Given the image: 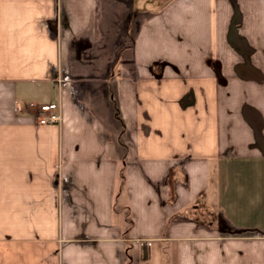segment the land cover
Masks as SVG:
<instances>
[{"label":"crops","instance_id":"obj_1","mask_svg":"<svg viewBox=\"0 0 264 264\" xmlns=\"http://www.w3.org/2000/svg\"><path fill=\"white\" fill-rule=\"evenodd\" d=\"M158 1L0 0V264H264V0Z\"/></svg>","mask_w":264,"mask_h":264},{"label":"rangeland","instance_id":"obj_2","mask_svg":"<svg viewBox=\"0 0 264 264\" xmlns=\"http://www.w3.org/2000/svg\"><path fill=\"white\" fill-rule=\"evenodd\" d=\"M214 1V0H213ZM235 1L236 3H239L241 5H244V12H250L247 8L251 7V4L253 2H257V1H261V0H232V2ZM172 2V0H166L164 3V6H167L168 4H170ZM155 3L157 4V8H159V6L161 5V2H159L158 0H146V4H147V9L149 12H153L156 10V8H154ZM238 11V15H240V10H238L237 8L235 9V12ZM213 15V13H212ZM211 15V16H212ZM232 15H234V12L232 13ZM242 19H243V15H242ZM247 32H250L249 29H247ZM13 90H12V86H11V82L9 81H0V124L2 123H8L10 124L15 115L16 112L14 110V94H13ZM215 165H212L211 168V173L213 177L211 179H213V183L212 186H210L209 190L205 191L202 195H200L198 198H200L199 202H195L191 203L189 205H187L188 207H183L180 211L179 214L185 215V217L191 218V216L189 215L190 212H192L193 208L196 206H201L202 209L207 210V208H210L211 212H217V208H216V193H215ZM181 173L184 175L185 177V173L183 172L182 168H181ZM182 181H185V179H183ZM125 196L122 195L120 197V204H122L123 200H124ZM199 214H201L200 210L198 211ZM201 217H199V220L201 222H204L206 219L204 217H202V214L200 215ZM214 215H211V217H213ZM136 215L135 213H133L132 215H129V218L126 217V213H120L117 215L116 221L119 222V224L122 226V231H123V235H128V236H133V232L130 231L131 229V224L133 223V221L136 220ZM129 219V221L127 220ZM123 222L122 223H120ZM130 227V228H129ZM169 231L166 230L163 234L162 231L159 233L158 239H154L152 241H154L153 243L149 242V247L152 245V260L148 261L147 263L149 264H180L178 261V253L175 250L170 249V246L168 247L167 245L172 243L171 241H168V239L166 240H162L163 237H167L169 236ZM152 236H156V235H152Z\"/></svg>","mask_w":264,"mask_h":264},{"label":"water","instance_id":"obj_3","mask_svg":"<svg viewBox=\"0 0 264 264\" xmlns=\"http://www.w3.org/2000/svg\"><path fill=\"white\" fill-rule=\"evenodd\" d=\"M233 39L236 42H239V39H238V26L237 25L234 27ZM250 120H251L252 125H253V127L255 129V134H256L257 139L262 143V150L264 152V140L261 137L260 131H259V126H260L261 123L259 122V119H256V117H254V118H252Z\"/></svg>","mask_w":264,"mask_h":264},{"label":"built area","instance_id":"obj_4","mask_svg":"<svg viewBox=\"0 0 264 264\" xmlns=\"http://www.w3.org/2000/svg\"><path fill=\"white\" fill-rule=\"evenodd\" d=\"M62 120L61 115L55 113V112H50L48 114H46L45 117H42L40 119V122L42 124H56V123H60Z\"/></svg>","mask_w":264,"mask_h":264},{"label":"trees","instance_id":"obj_5","mask_svg":"<svg viewBox=\"0 0 264 264\" xmlns=\"http://www.w3.org/2000/svg\"><path fill=\"white\" fill-rule=\"evenodd\" d=\"M150 257L149 249L143 247L142 258L147 261Z\"/></svg>","mask_w":264,"mask_h":264}]
</instances>
